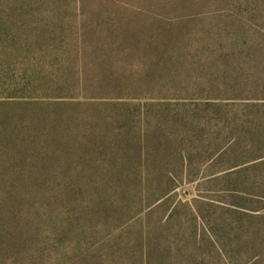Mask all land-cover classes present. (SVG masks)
<instances>
[{
	"label": "rangeland",
	"instance_id": "1",
	"mask_svg": "<svg viewBox=\"0 0 264 264\" xmlns=\"http://www.w3.org/2000/svg\"><path fill=\"white\" fill-rule=\"evenodd\" d=\"M0 264H264V0H0Z\"/></svg>",
	"mask_w": 264,
	"mask_h": 264
}]
</instances>
